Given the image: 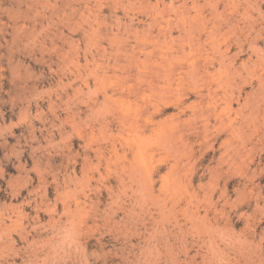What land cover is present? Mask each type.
Masks as SVG:
<instances>
[{"label": "rangeland", "instance_id": "1", "mask_svg": "<svg viewBox=\"0 0 264 264\" xmlns=\"http://www.w3.org/2000/svg\"><path fill=\"white\" fill-rule=\"evenodd\" d=\"M0 264H264V0H0Z\"/></svg>", "mask_w": 264, "mask_h": 264}, {"label": "bare ground", "instance_id": "2", "mask_svg": "<svg viewBox=\"0 0 264 264\" xmlns=\"http://www.w3.org/2000/svg\"><path fill=\"white\" fill-rule=\"evenodd\" d=\"M189 29H190V28H189ZM186 30H187V29H186ZM192 30H193V29H192ZM188 32H190V31H188ZM190 38H191V37H190ZM174 56H175V55H174ZM170 60H171V59H170ZM173 60H174V59H173ZM173 60H172V61H173ZM175 60H176V59H175ZM175 60H174V61H175ZM162 71H163V70H162ZM192 75H193V74H192ZM102 83H103V82H102ZM200 95H201V94H200ZM193 116H194V115H193ZM190 123H191V122H190ZM230 133H231V132H230ZM239 138H240V137H239ZM234 139H235V137H234ZM239 140H240V139H239ZM228 141H229V140H228ZM241 143H242V141H241ZM182 144H183V143H182ZM226 144H227V143H226ZM223 146H224V145H223ZM226 146H228V145H226ZM171 147H172V146H171ZM185 147H186V146H185ZM234 148H235V147H234ZM244 148H245V147H244ZM176 150H177V149H176ZM176 150H175V151H176ZM130 168H131V167H130ZM135 169H136V168H135ZM132 170H134V169H132Z\"/></svg>", "mask_w": 264, "mask_h": 264}]
</instances>
